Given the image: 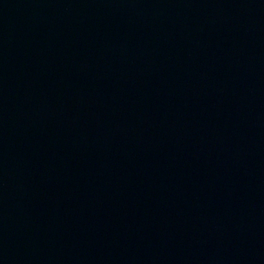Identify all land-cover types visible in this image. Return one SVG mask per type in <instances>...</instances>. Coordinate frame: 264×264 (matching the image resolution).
<instances>
[{"label": "water", "instance_id": "obj_1", "mask_svg": "<svg viewBox=\"0 0 264 264\" xmlns=\"http://www.w3.org/2000/svg\"><path fill=\"white\" fill-rule=\"evenodd\" d=\"M0 264H264V0H0Z\"/></svg>", "mask_w": 264, "mask_h": 264}]
</instances>
